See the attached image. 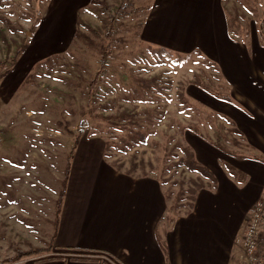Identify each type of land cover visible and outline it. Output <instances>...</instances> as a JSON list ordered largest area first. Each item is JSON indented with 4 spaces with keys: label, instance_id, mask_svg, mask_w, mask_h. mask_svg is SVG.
<instances>
[{
    "label": "rangeland",
    "instance_id": "374dc122",
    "mask_svg": "<svg viewBox=\"0 0 264 264\" xmlns=\"http://www.w3.org/2000/svg\"><path fill=\"white\" fill-rule=\"evenodd\" d=\"M100 1L112 14L121 2ZM1 2L0 60L29 43L11 72L0 70V264L53 257L59 195L78 137L104 139L106 160L122 171L160 179L170 222L173 205L185 213L195 182L204 180L190 171L186 151L205 167L217 159L226 167L241 144L233 127L245 139L255 130L264 134V0H223L219 13L211 0H129L112 30L101 5L89 0ZM145 16L184 50L143 41ZM78 31L86 36L74 42ZM226 32L239 51L231 50ZM107 35L112 54L102 57ZM261 149L256 157L241 147L243 157L256 161L264 159Z\"/></svg>",
    "mask_w": 264,
    "mask_h": 264
},
{
    "label": "crops",
    "instance_id": "0c3cea01",
    "mask_svg": "<svg viewBox=\"0 0 264 264\" xmlns=\"http://www.w3.org/2000/svg\"><path fill=\"white\" fill-rule=\"evenodd\" d=\"M222 1L211 0L210 9L219 4V13ZM147 18L143 41L184 50L181 40L157 34L160 23H153L155 17ZM227 32V44L239 51L241 46ZM255 131L244 138V148L262 157L264 134ZM105 148L100 137H80L53 236L55 253L36 264H243L244 250L237 240L255 203L264 197V159H240V148L229 164L233 174L221 159L215 167L207 165L214 185L197 193L191 210L168 222L171 205L160 179L118 170L106 160ZM236 172L242 174L238 181Z\"/></svg>",
    "mask_w": 264,
    "mask_h": 264
},
{
    "label": "trees",
    "instance_id": "16d2710c",
    "mask_svg": "<svg viewBox=\"0 0 264 264\" xmlns=\"http://www.w3.org/2000/svg\"><path fill=\"white\" fill-rule=\"evenodd\" d=\"M90 5H95V6H100L101 5V8H100V10L106 15V17H107V22H108V24H107V26H106V28L108 29V30H112L113 29V25L115 24V22L117 21V19H118V16H119V14L120 13H122V14H127V13H125V10H126V8L130 5V3H129V0H121V2H120V4H119V6L117 7V9H116V11H115V13L114 14H112L111 13V11L109 10V8L105 5V3L103 2V1H100V0H90V3H89ZM3 5V3L1 2V0H0V7ZM89 5V6H90ZM89 6H87L86 7V9L89 7ZM134 11H135V9L134 8H132L131 9V14H133L134 13ZM144 22V21H143ZM142 26H143V23H142ZM35 28V27H34ZM33 33V29H32V32L31 31H28L27 32V35H28V37L31 35ZM86 35L85 34H82L80 31H78L76 34H75V37H74V42L77 40V39H79V38H82V39H84V37H85ZM107 37H108V40L110 39V35H107ZM28 43H29V40L27 41V39H26V41L24 42V44L23 45H21L20 46V48H18L17 50H16V53H15V55L12 57V58H10V59H6V60H0V70H4V73H3V76H6L9 72H11V70L14 68V66L17 64V62H18V60H19V58L23 55V53H24V51L28 48ZM112 43H111V41L109 40V41H107V43L105 44V48H104V50H103V52H102V57H106V56H109V55H111L112 53H110V51H111V47H112V45H111ZM109 47H110V51H109ZM49 61V58L48 59H43L42 61H40L39 63H37V67L36 68H38V67H40L41 65H44L46 62H48ZM216 68H218V67H216ZM104 71V69H102V66H101V68L97 71V73L95 74V76L93 77V79L91 80V82H90V84H89V88H90V95L92 96V93L95 91V89L98 87V85H99V82H100V79L102 78V75H103V72ZM2 76V77H3ZM24 83H25V81H24ZM23 83V84H24ZM196 86H198V87H200V88H203V87H201L200 85H197V84H195ZM206 89V88H205ZM207 90V89H206ZM207 91H209V90H207ZM211 93V92H210ZM216 97H218V98H224V99H227L228 98V96H224V95H222V94H220V93H216V92H212ZM233 127V126H232ZM234 129H233V131H234V133L235 134H237V136H239L240 138H241V144L239 145L240 146V148L241 147H244V145H246V143H245V140H244V137H243V135L240 133V131L237 129V128H235V127H233ZM198 127H196V129H195V132H198ZM79 137H78V142H79ZM76 141H77V138H76ZM213 142V141H212ZM218 148L220 147V144H218V143H215V142H213ZM245 143V144H244ZM107 146V145H106ZM221 146H224V145H221ZM227 151V150H226ZM228 154H229V151L227 152ZM186 154L189 156V157H192L191 158V160L188 162V167H189V169H190V171L191 172H197V173H199V174H201V176H203V178H204V180H206V182L208 183V187H211V186H213L214 185V182H215V178H214V176H213V173H212V171L209 169V168H207V167H205V166H203L202 164H200L197 160H196V158H195V155H194V153L193 152H188V151H186ZM237 154H239V155H237L238 157H240V158H245V157H243L242 155V152H240V153H237ZM232 155H234V156H236L235 155V153H232ZM242 156V157H241ZM105 158H106V153H105ZM113 166H115L118 170H120V171H122L118 166H116L114 163L112 164ZM70 167H71V160H70V158H69V161H68V165H67V169H66V178H65V182H64V187H63V189H62V191H61V193H60V195H59V203H58V214H57V222H58V219H59V215H60V212H61V207H62V204H63V199H64V196H65V192H66V187H67V178H68V175H69V172H70ZM226 169H228V171L230 172V174H233V169H232V167H230V166H226ZM127 173H129V174H132L131 172H127ZM144 175H147V174H144ZM201 181V182H199L198 184L195 182V185H196V189H194L193 191H192V193H193V197H192V199H191V203L188 205V207H187V211L186 212H188L189 210H191V208H192V206H193V203H194V201H195V196H196V194H197V192L199 191V190H201V189H203V187H204V184H205V181ZM206 185V184H205ZM180 205H173V207H172V211H174V213H175V217H173L172 219H171V221L173 222L174 221V219L176 218V216H178V215H180V214H182V213H180V212H178L179 210H180ZM57 222H56V225H57ZM260 250L261 251H263L264 250V237H263V240L260 242Z\"/></svg>",
    "mask_w": 264,
    "mask_h": 264
},
{
    "label": "built area",
    "instance_id": "2783aa9c",
    "mask_svg": "<svg viewBox=\"0 0 264 264\" xmlns=\"http://www.w3.org/2000/svg\"><path fill=\"white\" fill-rule=\"evenodd\" d=\"M264 237V197H261L251 210L246 229L237 243L244 250L243 264H264V250L260 242Z\"/></svg>",
    "mask_w": 264,
    "mask_h": 264
}]
</instances>
